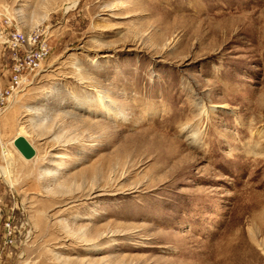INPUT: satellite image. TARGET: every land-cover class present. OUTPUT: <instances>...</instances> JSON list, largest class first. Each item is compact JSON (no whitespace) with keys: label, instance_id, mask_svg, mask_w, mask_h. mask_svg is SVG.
I'll list each match as a JSON object with an SVG mask.
<instances>
[{"label":"rangeland","instance_id":"1","mask_svg":"<svg viewBox=\"0 0 264 264\" xmlns=\"http://www.w3.org/2000/svg\"><path fill=\"white\" fill-rule=\"evenodd\" d=\"M0 11L52 46L0 112V264H264V0Z\"/></svg>","mask_w":264,"mask_h":264},{"label":"built area","instance_id":"2","mask_svg":"<svg viewBox=\"0 0 264 264\" xmlns=\"http://www.w3.org/2000/svg\"><path fill=\"white\" fill-rule=\"evenodd\" d=\"M0 39L8 52L10 79L0 88V112L10 99L28 85L43 70L52 53L49 33L42 27L29 31L18 28L0 11Z\"/></svg>","mask_w":264,"mask_h":264},{"label":"water","instance_id":"3","mask_svg":"<svg viewBox=\"0 0 264 264\" xmlns=\"http://www.w3.org/2000/svg\"><path fill=\"white\" fill-rule=\"evenodd\" d=\"M15 143L18 149L27 159H31L35 156L36 154L35 149L30 145V143L25 138L19 137Z\"/></svg>","mask_w":264,"mask_h":264},{"label":"bare ground","instance_id":"4","mask_svg":"<svg viewBox=\"0 0 264 264\" xmlns=\"http://www.w3.org/2000/svg\"><path fill=\"white\" fill-rule=\"evenodd\" d=\"M263 36H264V28H263ZM19 137H23V135L20 133L17 137H16V140L19 138ZM24 138V137H23ZM32 146V145H31ZM33 147V146H32ZM8 153L7 152H5V157H7L8 155H7Z\"/></svg>","mask_w":264,"mask_h":264},{"label":"crops","instance_id":"5","mask_svg":"<svg viewBox=\"0 0 264 264\" xmlns=\"http://www.w3.org/2000/svg\"><path fill=\"white\" fill-rule=\"evenodd\" d=\"M4 146L2 147V150H3Z\"/></svg>","mask_w":264,"mask_h":264}]
</instances>
